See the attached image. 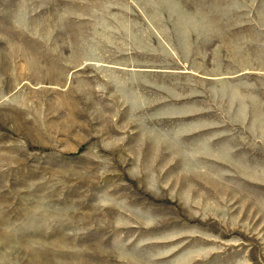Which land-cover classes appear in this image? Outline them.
Listing matches in <instances>:
<instances>
[{
  "label": "rangeland",
  "instance_id": "rangeland-1",
  "mask_svg": "<svg viewBox=\"0 0 264 264\" xmlns=\"http://www.w3.org/2000/svg\"><path fill=\"white\" fill-rule=\"evenodd\" d=\"M0 264H264V0H0Z\"/></svg>",
  "mask_w": 264,
  "mask_h": 264
}]
</instances>
